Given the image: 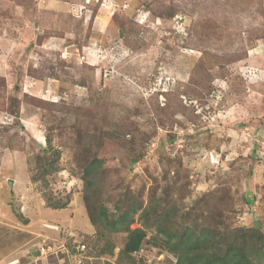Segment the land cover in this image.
Masks as SVG:
<instances>
[{
    "label": "rangeland",
    "instance_id": "374dc122",
    "mask_svg": "<svg viewBox=\"0 0 264 264\" xmlns=\"http://www.w3.org/2000/svg\"><path fill=\"white\" fill-rule=\"evenodd\" d=\"M119 205L149 255L264 236V0H0V264H145L92 224Z\"/></svg>",
    "mask_w": 264,
    "mask_h": 264
},
{
    "label": "trees",
    "instance_id": "16d2710c",
    "mask_svg": "<svg viewBox=\"0 0 264 264\" xmlns=\"http://www.w3.org/2000/svg\"><path fill=\"white\" fill-rule=\"evenodd\" d=\"M100 162L94 159L85 167L84 179L87 187L92 188L94 177L98 172ZM95 174V175H94ZM54 208H64L66 204H51ZM120 205L117 206L116 212L108 214L104 206L98 208L94 214L90 213L92 224L101 226L108 233H126V243L120 250V255L133 257L143 245L147 231L143 227L131 228L135 222V216L129 211H124ZM134 211H136L134 209ZM169 216V214H168ZM18 217L23 218L19 213ZM26 221H28L26 219ZM160 231L168 233L170 239L166 241V248L178 256L176 264H255L252 255L254 248L249 245L250 242L264 244V236L259 230L249 227H238L228 231L225 234L214 229L201 230V233L187 228L167 232L160 227ZM254 239L252 240H248ZM249 241V243H248ZM109 249V250H108ZM114 246L107 248V253L112 254ZM88 250V248H87Z\"/></svg>",
    "mask_w": 264,
    "mask_h": 264
},
{
    "label": "built area",
    "instance_id": "2783aa9c",
    "mask_svg": "<svg viewBox=\"0 0 264 264\" xmlns=\"http://www.w3.org/2000/svg\"><path fill=\"white\" fill-rule=\"evenodd\" d=\"M64 246L65 244L62 243L58 248L62 249ZM86 251V244L80 240H77L75 250L70 254L72 264H84L85 260L88 258ZM148 252L149 251L147 249H144V247L141 246V248L136 251L134 255L138 258H142L145 264H176L178 262V257L167 249L164 250L162 248H158L155 255H149Z\"/></svg>",
    "mask_w": 264,
    "mask_h": 264
},
{
    "label": "crops",
    "instance_id": "0c3cea01",
    "mask_svg": "<svg viewBox=\"0 0 264 264\" xmlns=\"http://www.w3.org/2000/svg\"><path fill=\"white\" fill-rule=\"evenodd\" d=\"M26 217H27V216H26ZM40 217H41V216H40ZM27 219L29 220L28 223L31 225V223H33V219H31V218H29V217H27ZM29 232H31V233H35V232L32 231V230H30ZM39 252L41 253V250H40ZM44 260H45V259L43 258L41 263H43V264L46 263V262H44ZM15 261H16V260H15ZM15 261H14V262H15ZM45 261H47V260H45ZM48 261H49V260H48ZM14 262H12L11 264H13ZM18 263L20 264V262H18ZM32 263H33V262H32ZM48 263H49V262H48Z\"/></svg>",
    "mask_w": 264,
    "mask_h": 264
},
{
    "label": "water",
    "instance_id": "95a60500",
    "mask_svg": "<svg viewBox=\"0 0 264 264\" xmlns=\"http://www.w3.org/2000/svg\"><path fill=\"white\" fill-rule=\"evenodd\" d=\"M8 184H9L10 186H12V184H13V180L10 179V180L8 181Z\"/></svg>",
    "mask_w": 264,
    "mask_h": 264
}]
</instances>
